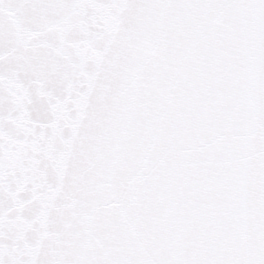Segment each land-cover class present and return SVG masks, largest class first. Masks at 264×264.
Returning a JSON list of instances; mask_svg holds the SVG:
<instances>
[{
    "label": "snow or ice",
    "instance_id": "1",
    "mask_svg": "<svg viewBox=\"0 0 264 264\" xmlns=\"http://www.w3.org/2000/svg\"><path fill=\"white\" fill-rule=\"evenodd\" d=\"M0 264H264V0H0Z\"/></svg>",
    "mask_w": 264,
    "mask_h": 264
}]
</instances>
